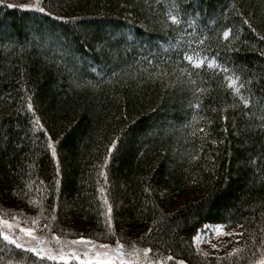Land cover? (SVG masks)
Segmentation results:
<instances>
[{"label":"trees","instance_id":"obj_1","mask_svg":"<svg viewBox=\"0 0 264 264\" xmlns=\"http://www.w3.org/2000/svg\"><path fill=\"white\" fill-rule=\"evenodd\" d=\"M35 3L45 12L7 6ZM170 10L180 24L167 21ZM185 52L233 70L250 105ZM29 102L42 125L35 132ZM13 214L38 217V232L49 225L45 233L61 240L150 248L153 264H256L264 257V0H0V216ZM205 224L237 229L241 251L202 255L192 237ZM33 262L0 238V264Z\"/></svg>","mask_w":264,"mask_h":264},{"label":"snow or ice","instance_id":"obj_2","mask_svg":"<svg viewBox=\"0 0 264 264\" xmlns=\"http://www.w3.org/2000/svg\"><path fill=\"white\" fill-rule=\"evenodd\" d=\"M9 8L19 7L21 9H36L39 12H45V9L39 5V3L35 4H20V5H7ZM173 9H175V5H173ZM167 21H170L172 24H180V13L179 11L170 10L166 13ZM59 19V17H56ZM244 24H249V21L245 19L243 21ZM220 36L227 41L230 36V30L225 28ZM198 43H203V40L198 41ZM183 59L191 64L194 68L200 69L205 64L207 69L215 70L223 74V80L221 81L222 86H224L227 90H230L235 97H238L240 102L247 108L250 105V99L246 98L242 93L241 89L245 87L244 82L241 81V77L236 75L235 72L217 62L215 57L209 58L206 56H201L199 53L196 54H188L185 52ZM151 63V61H149ZM181 73L186 72V69H180ZM115 75V73H113ZM191 77V73H189V78ZM206 89L197 88L196 92H203ZM193 108L199 107V100L197 99L196 103L191 105ZM28 111L33 112V108L31 103L29 102L27 105ZM215 110V109H214ZM33 127L32 131L35 132L37 130V126L42 128L40 125V120L35 117V113L33 112ZM196 120V117L193 116V121ZM201 131H203L201 129ZM47 136L48 133L45 132ZM215 143V141H213ZM117 140L113 139L111 145L108 147L107 151L111 153L113 148L116 146ZM47 149L51 152L52 159L55 161L57 159L55 146L51 140L48 139ZM192 159H196L195 156ZM108 163V159L105 158L104 164ZM59 175V172H57ZM100 175L104 176L105 173L103 170L100 171ZM43 183V182H41ZM103 191V189H101ZM145 191H149V189H145ZM29 203L33 206H36L37 202L33 200H29ZM104 205H108V201L104 198ZM53 212H55V205L52 206ZM41 212H43V208L41 207ZM109 218L107 220V226L111 229V207H108ZM55 217L53 216L52 219ZM12 223L7 219L0 218V238L3 239L7 244L14 245L16 249H21L25 252L31 253L35 257H37L39 264H43L44 260L48 261H63L64 264H68V261L71 259L79 260L80 264H153L152 261L147 260L148 254L150 253V248H137L135 244L130 246V250L126 251V246L120 241L117 240L114 247L108 244H99L96 245L91 240H86L81 237L79 240L72 241H62L58 236L52 235L51 241L55 242V245H52L50 241L46 240L43 236L37 235L36 230L39 225V218H31L30 221L26 220L25 224H30V226L21 227L18 222H16V216L13 214ZM45 228L49 227V225H44ZM228 227L226 224H215V225H203L200 229H197V234L192 237L193 243H197L200 241L205 234H212L213 232L218 236H233L240 235V233H231L226 232L224 229ZM237 227H241L237 225ZM19 229V233H16L15 229ZM151 230V229H150ZM25 237L28 239L25 240ZM262 246L261 249H257L258 251L264 250V238L259 241ZM76 244H84L87 246L85 250H83V258H81L82 249H74L71 245ZM212 248H217L216 244L211 245ZM94 252V256L90 257L89 252ZM241 251L239 248H233L231 252L227 253L228 257L233 256ZM141 253L143 257H141ZM202 255H207L208 253H201ZM168 260H171L172 257H167ZM36 264V262H33ZM177 264H184L183 260L177 261ZM256 264H264V257L260 260L256 261Z\"/></svg>","mask_w":264,"mask_h":264},{"label":"rangeland","instance_id":"obj_3","mask_svg":"<svg viewBox=\"0 0 264 264\" xmlns=\"http://www.w3.org/2000/svg\"><path fill=\"white\" fill-rule=\"evenodd\" d=\"M0 218L3 219H7L9 220L10 223H12V218L11 217H4V216H0ZM16 222L19 223V225L21 227H25V226H30V224H25V222H22L21 220L16 218ZM38 230H40L39 228H37ZM38 230H36V234L43 236L46 240L50 241L52 245H55L54 241H51V239L48 237H51L52 235H48L47 233H45V228L42 229L43 232H38ZM16 233H19V229H15ZM224 231L226 232H231V233H239V231L235 228H231V229H224ZM28 238L25 237V240H27ZM80 238H74V239H66V240H62V241H72V240H79ZM238 235H233V236H218L217 234H215L214 232L212 234H205L203 236V238L198 241L197 243H195L197 249L202 252V253H208L209 254H219L222 251H225L226 249H228L229 251H232L233 248H237L238 244ZM96 245L99 244H104V243H96L94 242ZM212 244H216L217 248H212L211 245ZM110 245V244H108ZM112 247H114L115 245H110ZM72 248L74 249H82L80 255L81 258H83V250H85L87 248L86 245L84 244H76V245H71ZM94 252H89V256L92 257L94 256ZM118 264V262H117Z\"/></svg>","mask_w":264,"mask_h":264}]
</instances>
